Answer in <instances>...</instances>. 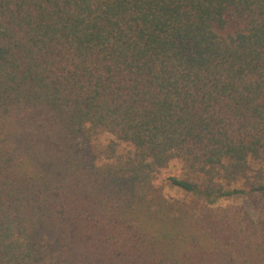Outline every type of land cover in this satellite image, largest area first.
Masks as SVG:
<instances>
[{
	"label": "trees",
	"instance_id": "obj_1",
	"mask_svg": "<svg viewBox=\"0 0 264 264\" xmlns=\"http://www.w3.org/2000/svg\"><path fill=\"white\" fill-rule=\"evenodd\" d=\"M52 235L47 264H264V0H0V264Z\"/></svg>",
	"mask_w": 264,
	"mask_h": 264
},
{
	"label": "rangeland",
	"instance_id": "obj_2",
	"mask_svg": "<svg viewBox=\"0 0 264 264\" xmlns=\"http://www.w3.org/2000/svg\"><path fill=\"white\" fill-rule=\"evenodd\" d=\"M184 164L181 160L179 159H175L173 160L167 167L162 168L160 170H158L155 174L156 178H155V182L158 185H161L164 189V192L166 194L167 197L170 198H181L183 197L184 193L176 187H173L169 184V177L172 175H180L182 174V172H184ZM235 201H223V204H229ZM55 235H52V240H50L49 242H44L43 245L49 244V247L47 248V253L45 255L44 258H42L38 264H47V262L50 260V258H53V251H54V244H55ZM52 252V253H51ZM52 254V257H51Z\"/></svg>",
	"mask_w": 264,
	"mask_h": 264
}]
</instances>
